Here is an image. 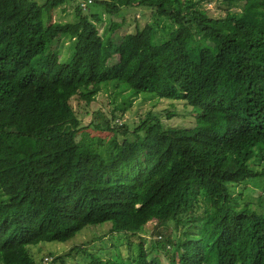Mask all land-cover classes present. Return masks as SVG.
<instances>
[{"label": "trees", "instance_id": "1", "mask_svg": "<svg viewBox=\"0 0 264 264\" xmlns=\"http://www.w3.org/2000/svg\"><path fill=\"white\" fill-rule=\"evenodd\" d=\"M203 1L82 0L61 23L49 14L67 0H0V264H39L30 246L85 228L104 251L73 246L51 264H163L162 251L264 264V195L241 189L264 185V0H220L222 18ZM135 10L149 20L116 39ZM63 36L75 44L59 61ZM138 100H181L195 125L163 128L152 112L120 124ZM93 111L109 136L78 146Z\"/></svg>", "mask_w": 264, "mask_h": 264}, {"label": "rangeland", "instance_id": "2", "mask_svg": "<svg viewBox=\"0 0 264 264\" xmlns=\"http://www.w3.org/2000/svg\"><path fill=\"white\" fill-rule=\"evenodd\" d=\"M37 3L41 4L44 0H35ZM68 2H65L64 4L60 5L59 7L52 10L49 14V19L52 22H61V23H73L75 22L74 17V6L77 2H82V0H67ZM83 3V2H82ZM81 3V4H82ZM88 1V5H89ZM82 8L84 10V7L82 5ZM201 9L206 11L208 15H210L213 18H222L225 14V7L224 4L220 0H204L201 3ZM129 25L124 27V30L118 31L115 35L116 39H121L126 34H132L135 29V23H137L140 27H142L148 20H149V14L148 11L144 10H135L133 12L128 13L127 15ZM105 17H107L105 15ZM99 32H101L102 28H98ZM75 44V41L73 39H68L66 36L61 37L59 40V43L56 46V51L58 53L59 61H65L69 58L70 53L73 49V46ZM100 65L105 64L104 59H99ZM114 62H108V65H112ZM143 97V96H142ZM141 97V98H142ZM188 107V106H186ZM183 106V101H171V100H161L158 102L153 108L150 106L149 101L142 100L141 102L138 100L136 103H132L129 107V110L127 113H123L124 117L122 120H120V124L126 125L127 127L133 129L132 127H135L139 125L146 117L149 112H152V115H155L156 117H159L163 128L173 127L176 129H191L195 125L194 117L191 116L189 107L186 108ZM96 108V107H95ZM97 108H101L106 113H109L108 107L105 105L98 104ZM91 110V109H90ZM167 116H170V118H167ZM94 117V111L93 115H88L85 117L84 121L82 122V125L85 126L75 137V142L78 146H83L86 144H94L103 138H106L109 136V133L107 131H103L99 128V126L96 124V119ZM95 119V120H94ZM92 121H94V125L90 127L88 126ZM118 123V124H119ZM97 125V126H96ZM242 189L243 192V199L249 198L248 200L252 202L253 204H257L258 201V195H264V185L261 184L257 187H251L246 186L244 189ZM256 190L258 195H255ZM239 192L237 191L233 197L238 198ZM241 201V199H240ZM148 233L143 234L142 236L148 239V236H150V230H148ZM94 230L93 228H85L83 231L77 236L63 244L56 243V242H42L39 245H36L35 247L30 246L28 249L29 251L34 254L35 260L39 264H51L53 261H55V257H62L66 251H68L73 246H83L87 252L93 254V253H99L100 251H104L101 246H98L97 244H100V240L93 241V237L95 234H93ZM166 235H169L170 238L175 240L176 231H173L168 229L166 231ZM111 241H113L112 237ZM148 241V240H147ZM96 242V243H95ZM114 242V241H113ZM96 244V245H95ZM116 244H119L122 246L123 251L126 250V244L124 242H117ZM166 250L171 253V250L169 249V246H166ZM160 254V260L163 264H171V256L168 253ZM83 255L82 254H72L70 258L66 259V264H84L83 261ZM58 264V263H55Z\"/></svg>", "mask_w": 264, "mask_h": 264}]
</instances>
